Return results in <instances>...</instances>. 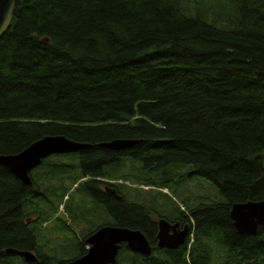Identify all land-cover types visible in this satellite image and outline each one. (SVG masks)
Masks as SVG:
<instances>
[{
  "label": "trees",
  "instance_id": "obj_1",
  "mask_svg": "<svg viewBox=\"0 0 264 264\" xmlns=\"http://www.w3.org/2000/svg\"><path fill=\"white\" fill-rule=\"evenodd\" d=\"M46 136L89 146L72 153L80 170L46 161L31 187L0 166V264H12L8 248L46 250L36 201L44 181L73 171L97 187L85 238L123 227L153 245L148 191L104 205L94 192L108 185L120 196L107 177L132 162L146 185L170 165L213 187L184 205L189 249L147 258L124 249L116 264H264V225L240 235L229 217L235 203L264 200V0H16L0 37V155ZM114 139L140 142L97 146ZM173 168L161 183L176 180ZM85 238L65 264L86 254Z\"/></svg>",
  "mask_w": 264,
  "mask_h": 264
},
{
  "label": "rangeland",
  "instance_id": "obj_2",
  "mask_svg": "<svg viewBox=\"0 0 264 264\" xmlns=\"http://www.w3.org/2000/svg\"><path fill=\"white\" fill-rule=\"evenodd\" d=\"M215 1L218 2L219 0ZM74 156L76 155L64 154L50 156L44 159L40 166L33 169L30 175L34 177V175L38 174L46 164V161H51L59 165H70L74 169L77 167L78 163L80 170L79 159L75 164ZM134 166L140 169L139 163L132 162L128 165V168H121L107 178L113 179L118 183L119 189L123 191L127 199H130L128 194L140 196L143 190L148 191L147 195L143 197L153 202V205H155L153 211L156 210L163 215L176 212L177 209L187 212V208L184 205L197 204L198 201L200 202L199 199L202 198L204 190L210 186L213 187L209 181L194 174L188 177L186 173L189 174V172L192 171L187 166L173 168V166L170 165L163 167L164 169L162 172L154 176L159 177L153 178V180L158 183L151 181V185H146V182H142L144 176L136 174L132 168ZM109 168L118 169L120 167L115 165ZM171 168H173L172 173L175 175L176 180L174 182L161 183L165 179L164 176H166L163 173H169ZM141 171L140 169V172ZM73 172L72 174L64 176L62 179L44 181L43 183H45V188L47 189L44 193L45 201H36V209L42 213L37 224L40 226V232L46 237V250L43 252L48 255L50 254L48 250L50 247L49 245L56 243L55 240L57 236L63 234V237H65L63 242L76 246L77 243L84 240L85 234L87 233L85 231L86 226H90L93 223L91 210L94 204L91 200L90 192L93 188L97 187L87 183L88 181L85 179L78 180L79 175L76 171ZM144 174L145 176H153L155 173ZM105 183L111 184L109 181ZM94 192L100 197L98 191L95 190ZM202 202H208V199ZM162 210H168V212ZM52 231H60V233H53ZM42 245H44V243H42ZM64 249L69 250V254L73 253L72 247H65ZM9 259L12 264H20L19 260H21V258L18 256H11Z\"/></svg>",
  "mask_w": 264,
  "mask_h": 264
},
{
  "label": "water",
  "instance_id": "obj_3",
  "mask_svg": "<svg viewBox=\"0 0 264 264\" xmlns=\"http://www.w3.org/2000/svg\"><path fill=\"white\" fill-rule=\"evenodd\" d=\"M15 1L0 0V37L11 24ZM44 42L46 43L47 39H44ZM139 142L131 139H114L99 143L97 146L119 152L129 149ZM88 146L63 136H46L34 141L18 154L0 155V166L8 170L22 185L31 187L30 172L40 166L44 159L53 155L78 153ZM118 199L121 197L118 196ZM229 217L238 234H255L258 228L264 225V200L235 203L230 208ZM157 227V249L176 251L184 245L188 232L186 226L176 232V226H170L166 220L160 219L157 222ZM170 230H172L171 234H169ZM85 243L89 245L88 253L68 264H116V257L121 245H125V248L130 252L146 258L150 257L152 253V248L142 232L123 227H101L90 235ZM5 254L18 256L28 264L37 262L34 254L28 251L8 248L5 250Z\"/></svg>",
  "mask_w": 264,
  "mask_h": 264
},
{
  "label": "flooded vegetation",
  "instance_id": "obj_4",
  "mask_svg": "<svg viewBox=\"0 0 264 264\" xmlns=\"http://www.w3.org/2000/svg\"><path fill=\"white\" fill-rule=\"evenodd\" d=\"M103 186H101V188H98V190H97L98 194L100 195V202H101L102 205H104V203H102V200L104 199V196L109 198L110 200H114L116 203L117 202L118 203L123 202V199H124L123 196H125L123 194V192L120 191V193H121L120 196H122V197H121V199H118V196H119L118 194L119 193H118V191L116 189H113V191H111V190H108L106 188V186H104V187ZM112 193H113V195H111ZM155 212H156L155 214H151L150 217L147 218V223L149 225L148 226L146 225L147 229L150 231V233H152V237H153V240H154V243L152 245V243L150 241H148V239L146 238L148 243H149V245L152 248V254L157 255V254L163 253V252H174V251L166 250V249H162V250L156 249V244H157L156 235H157V231H158V227H157L156 224H157V221L160 220V219H163V217L166 218V221L168 222V224L170 226H176V229H175L176 232H179L185 226L187 227L188 232H187V236H186V239H185V242H184L183 246L187 245L188 242L192 238V226L190 225L189 221L187 220L186 212L185 211H180L178 209H177L176 212H171V214H165V215H160V213L158 211H156V210H155ZM159 216H162V218H160ZM23 222H25V221L23 220ZM171 231L172 230H170L169 234H171ZM63 236H64L63 234H60L59 236L56 237V240H55L56 243L59 242V245H60L59 249L54 250V245L56 243H53V244L49 245L50 246L49 247V251H50L49 255L47 253H44V252L42 253V255L37 253V252H34V253L31 252L32 254H34V256L37 259V262L35 264H65V262L69 259L67 256H65V254L69 255V253H67L64 248L65 247H70V244L63 242L65 240V237H63ZM88 237L85 238V241H86V239ZM85 241H84V243H85ZM183 246H181L178 250H180ZM87 249H88V247H87ZM124 249L127 250L125 248V245H121L120 249H119V252L123 251ZM67 251H69V250H67ZM132 254H134V253H132ZM134 255H137L140 258H144L143 256L138 255V254H134ZM21 261L22 262L20 264H28V263L24 262L23 259H21Z\"/></svg>",
  "mask_w": 264,
  "mask_h": 264
}]
</instances>
